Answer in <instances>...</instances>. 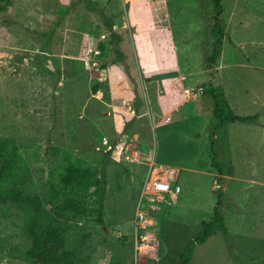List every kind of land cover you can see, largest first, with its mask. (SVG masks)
Listing matches in <instances>:
<instances>
[{
    "label": "rangeland",
    "instance_id": "374dc122",
    "mask_svg": "<svg viewBox=\"0 0 264 264\" xmlns=\"http://www.w3.org/2000/svg\"><path fill=\"white\" fill-rule=\"evenodd\" d=\"M221 2L226 34L212 66L214 0H9L0 8V136L23 151L24 189L45 202L39 224L53 219L48 180L66 154L96 165L113 146L104 229L92 219L58 217L66 247L87 264H180L219 203L229 233L216 230L197 243L190 264H264V0ZM143 8L148 23L162 21V9L170 15L177 67L196 69L177 86L144 81L130 21ZM208 80L224 87L237 114L257 120L214 129L212 110L199 111L184 89ZM213 143L223 172L212 165ZM149 158L175 167L182 191L176 201L154 202L141 224L136 210ZM34 216L24 204L0 203V264H35L26 257Z\"/></svg>",
    "mask_w": 264,
    "mask_h": 264
},
{
    "label": "trees",
    "instance_id": "16d2710c",
    "mask_svg": "<svg viewBox=\"0 0 264 264\" xmlns=\"http://www.w3.org/2000/svg\"><path fill=\"white\" fill-rule=\"evenodd\" d=\"M1 4L0 8L5 9L9 0ZM215 14L211 29L212 50L206 56L207 64H215L223 51V41L226 34L225 25L221 15L224 11L221 0H214ZM107 28L113 31V22L109 19L105 22ZM100 49L105 52L108 44L99 41ZM204 86V92L212 98V121L214 129L218 130L228 122L233 121H256L259 114L242 115L237 114L232 108L225 89L222 85L208 80ZM98 92L99 87L93 88ZM138 102L140 96L136 93ZM140 105V103H138ZM139 112V108L136 109ZM213 143V162L220 172L224 168L218 162L217 150ZM113 146L96 165L86 164L85 159L66 154V161L50 172L48 190L45 200L52 205V221L39 224V218L45 213L44 200L39 194L24 189L27 178L30 175L29 166L21 150L20 145L12 137L0 136V203L13 202L26 205L34 211L33 222L30 225L31 245L27 250L26 257L35 264H87L85 256L78 253L77 249L66 247V234L61 225V215L83 217L85 220H95L103 226L105 224V198L108 185L106 165L112 155ZM217 204L214 210V217L205 220L201 232L187 243L186 250L181 256L180 264H190L194 248L197 243L206 242L216 231L221 230L229 233L228 225L223 212ZM56 220V221H54ZM60 221V222H57ZM117 264H121L117 262ZM133 264V263H132ZM135 264V263H134Z\"/></svg>",
    "mask_w": 264,
    "mask_h": 264
},
{
    "label": "crops",
    "instance_id": "0c3cea01",
    "mask_svg": "<svg viewBox=\"0 0 264 264\" xmlns=\"http://www.w3.org/2000/svg\"><path fill=\"white\" fill-rule=\"evenodd\" d=\"M132 7H134L133 3ZM160 11L163 16L158 17L162 18V21L158 19L159 23H156V20L151 21L150 23L146 21V17L151 13L150 10L143 8L140 12H138L139 15H136V18L133 16V12L131 11L132 14L130 12L131 24L133 23V25H136V32L134 34L135 38L137 37L136 51L139 56V65L143 69L144 81H159L160 84H162L163 82L173 81L174 85L177 86L178 79H188L190 75L195 73L196 69L191 70V68L189 67L190 70H188L187 72L184 71V69L180 70V68L177 67V65H180V63L178 61L176 63L175 61L176 57L174 53L176 51V45L173 44L171 34L169 33L171 32V28L169 25L170 21H168V16L170 15L167 12L164 13V9ZM163 18L165 19L163 20ZM152 23H155V26L149 29L148 26L150 24L152 25ZM160 25L163 28L165 27L164 29H167L166 26H168L169 31L166 32L162 30V28H160ZM186 86L189 85H185L184 89L186 88ZM168 95H171V97L174 96L175 89H173L172 92H168ZM186 95L188 96L187 93ZM209 96L210 94L203 93L198 98H196L197 102L200 104L198 107L199 111L212 110V98L211 96ZM206 98L208 99V101L206 100ZM167 117H170L171 119V115L167 114V116L165 117L166 121H170V119H166ZM148 160V173L153 170L154 172L160 174L162 177H175V181L178 182V170L175 167L167 166L165 165V163H158L151 158H149Z\"/></svg>",
    "mask_w": 264,
    "mask_h": 264
},
{
    "label": "built area",
    "instance_id": "2783aa9c",
    "mask_svg": "<svg viewBox=\"0 0 264 264\" xmlns=\"http://www.w3.org/2000/svg\"><path fill=\"white\" fill-rule=\"evenodd\" d=\"M185 92L198 98L204 92V86L189 85L186 86ZM167 120L170 117L166 118ZM182 191L181 184L175 181V177H162L160 174L150 171L144 181L140 199L137 205L136 217L138 223L143 224V221L147 219L149 212L156 207L154 202H170L176 201L179 198V194ZM146 201V204L144 202Z\"/></svg>",
    "mask_w": 264,
    "mask_h": 264
},
{
    "label": "bare ground",
    "instance_id": "6f19581e",
    "mask_svg": "<svg viewBox=\"0 0 264 264\" xmlns=\"http://www.w3.org/2000/svg\"><path fill=\"white\" fill-rule=\"evenodd\" d=\"M138 1H139V0H138ZM139 4H140V3H139ZM139 7H140V6L138 5V9H139Z\"/></svg>",
    "mask_w": 264,
    "mask_h": 264
}]
</instances>
